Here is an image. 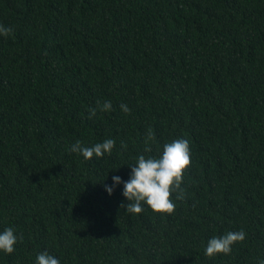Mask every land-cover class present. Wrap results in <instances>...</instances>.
Listing matches in <instances>:
<instances>
[{
    "label": "trees",
    "instance_id": "16d2710c",
    "mask_svg": "<svg viewBox=\"0 0 264 264\" xmlns=\"http://www.w3.org/2000/svg\"><path fill=\"white\" fill-rule=\"evenodd\" d=\"M0 23V231L22 237L0 264L264 260V0H0ZM180 137L184 198L127 213L123 185H104ZM106 138L103 157L70 151ZM241 229L229 254L204 255Z\"/></svg>",
    "mask_w": 264,
    "mask_h": 264
},
{
    "label": "clouds",
    "instance_id": "9594fccd",
    "mask_svg": "<svg viewBox=\"0 0 264 264\" xmlns=\"http://www.w3.org/2000/svg\"><path fill=\"white\" fill-rule=\"evenodd\" d=\"M12 32V28L0 23V36H7ZM112 109V103L105 100L102 104L97 103L96 108L89 109V118L96 115L97 110L106 112ZM120 109L124 113L130 111L128 105L121 103ZM154 140L152 132L149 130L145 137V152H150L149 141ZM116 141L106 138L102 142L84 146L79 140L71 145L70 151L79 153L85 160H91L110 154ZM126 147L125 145H121ZM190 165V146L186 138L180 137L171 142H165L158 155L138 154L135 162L130 164V174L128 180H123L119 175L112 176V185L105 184V190L109 195L113 193L114 187L123 185L122 195L130 202L126 205V212L130 214H140L143 207L147 205L157 213H172L175 208V201L184 198V188L182 187L183 175ZM175 194V196H173ZM246 233L243 229L239 231H227L219 236H212L207 240L204 247V255L212 258L217 254H229L232 246L238 241H243ZM22 237L18 236L16 230L5 227L0 231V253L11 254L16 250V245ZM34 264H60V259L49 253L41 251L36 254ZM259 264H264V260Z\"/></svg>",
    "mask_w": 264,
    "mask_h": 264
}]
</instances>
